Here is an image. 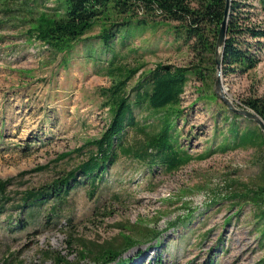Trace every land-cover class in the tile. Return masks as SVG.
<instances>
[{"label":"rangeland","instance_id":"374dc122","mask_svg":"<svg viewBox=\"0 0 264 264\" xmlns=\"http://www.w3.org/2000/svg\"><path fill=\"white\" fill-rule=\"evenodd\" d=\"M57 1L0 0V181H8L0 201V264H54V254L73 261L78 239L100 242L119 230L137 236L139 228L158 237L150 244L138 238L122 254L130 258L128 264H257L264 259V235L259 233L264 202L231 206L228 201L232 193L264 189V143L256 138L237 148H218L224 137L231 142L226 129L232 123L239 130L259 128L244 118L230 119L216 95L202 97L213 92L210 64L203 81L188 74L178 105L156 111L133 108L139 127L122 136V144L134 148L144 135L159 130L163 112L181 110L173 132L189 158L177 169L167 171L158 161L118 153L93 186L80 176L61 200L21 206L22 192L63 176L92 150L88 145L74 149L105 129L109 110L102 91L114 81L111 76L116 79L117 69H136L126 84L131 88L156 64L196 63L168 23L149 20L122 44L115 40L109 51L92 39L55 53L29 28L40 14L54 16ZM236 1L242 5L240 22L260 19L257 0ZM98 30L99 22L88 37ZM261 41L260 61L253 69L220 74L224 94L237 106L248 97L264 96ZM208 59L204 55L203 61ZM60 153L69 155L59 158Z\"/></svg>","mask_w":264,"mask_h":264},{"label":"trees","instance_id":"16d2710c","mask_svg":"<svg viewBox=\"0 0 264 264\" xmlns=\"http://www.w3.org/2000/svg\"><path fill=\"white\" fill-rule=\"evenodd\" d=\"M257 1L262 13L260 19L244 24L239 21V8L242 5L236 0H229L225 39L220 57L222 76L245 73L260 61L261 39L264 38V0ZM55 6L54 16L47 17L44 13L40 14L35 22L30 23L29 28L34 39L47 44L55 53L68 51L75 41L89 42L92 39L97 40L101 48L109 51L115 40H119L122 44L132 31L144 28L149 20L152 24L168 23L170 31L192 52L196 63L189 67L156 64L137 79L131 88H127L126 84L136 69L123 71L117 69L116 79L111 76L114 81L102 91L105 97L104 104L109 110V120L105 129L98 138L74 149L78 152L84 145H88L92 150L83 161L64 172L63 176L35 191L22 192L21 206L61 200L73 187L72 182L80 176L88 178L90 185L93 186L118 153L131 155L138 161H146L150 164L158 161L167 171H173L186 162L189 155L178 147L173 132L174 119L181 113L179 109L163 112L158 120L159 130L152 135H144V141L138 142L134 148L123 145L122 136L127 129L139 127L133 108L156 111L176 106L189 73L200 81L204 80L206 65H213L214 42L223 15L224 0H58ZM97 22H99L97 34L88 37L87 33ZM208 54L209 59L206 63L203 59L204 55ZM114 57L112 53L109 64ZM202 97L216 98L213 92ZM240 103L264 122V96H251ZM237 117L251 121L230 112V119ZM226 131L231 137V142L228 144L224 137L218 147L220 150L244 146L256 138L264 143V138L256 127L255 130L246 127L239 130L238 126L232 123ZM65 155L69 153H60L58 157ZM7 182L0 181V201L4 197ZM263 193L262 187L251 191L250 194L232 193L228 201L231 206L240 201H250L254 205H259L264 202ZM259 214L264 218V211H260ZM120 228L124 229V227ZM143 229H138L142 231L140 234L137 230V236L130 235L134 231L127 233L119 230L114 237L100 242L78 239L80 243L78 259L70 261L54 254L53 262L54 264H86L83 260L89 256L88 264H128L130 258L122 257V254L134 246L138 238L145 239L148 244L157 240L158 235L155 231ZM259 233L260 236L264 235V224ZM69 241L66 242L70 244ZM263 261L264 259L259 260L257 264Z\"/></svg>","mask_w":264,"mask_h":264},{"label":"water","instance_id":"95a60500","mask_svg":"<svg viewBox=\"0 0 264 264\" xmlns=\"http://www.w3.org/2000/svg\"><path fill=\"white\" fill-rule=\"evenodd\" d=\"M228 4L229 0H224V8L222 19L218 24L215 42H214V52H213V65H214V79H213V92L214 94L222 101V103L226 106L227 110L239 114L251 121H253L259 131L261 132L264 138V122L251 110L244 106H237L232 103L227 96L224 94V90L222 89L221 79H220V57H221V49L223 46V42L225 39V31H226V21L228 14ZM264 190V189H263ZM264 196V193H263Z\"/></svg>","mask_w":264,"mask_h":264}]
</instances>
